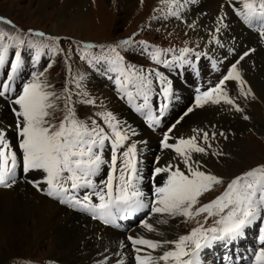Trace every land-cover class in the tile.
<instances>
[{
  "label": "snow or ice",
  "instance_id": "1",
  "mask_svg": "<svg viewBox=\"0 0 264 264\" xmlns=\"http://www.w3.org/2000/svg\"><path fill=\"white\" fill-rule=\"evenodd\" d=\"M160 2L166 10L158 9L162 15L153 19H174L188 29L198 30V20L187 19L197 0ZM225 2L234 16L264 43V0ZM228 15L222 5L215 26L207 28L206 36L200 37L209 47L208 52L197 51L199 44L195 48L184 46L177 52L123 38L109 46L83 43L74 53L63 49L58 37L31 29L19 30L10 20L0 17V25L6 26L0 27V76L3 77L0 102L10 107L14 117L9 128L0 126V187L11 189L19 182L30 184L60 205L86 214L105 227L119 228L121 222L142 213L147 218L140 220V226L156 235L161 234L157 226L169 225L178 218L188 223L204 214L203 222L198 221L197 227L173 240L127 236L132 264H205L206 250L217 245H235L254 225L258 227L260 247L251 251L250 264H264V165L227 182L207 171L199 157L223 155L213 150V141L218 135L225 139L227 136L223 131L210 133L194 128L188 137H175L172 133L183 119L181 116L162 131L159 143L169 159L160 164L161 157L156 156L149 162L157 166L148 170L151 182L145 185L137 143L142 138L103 102L98 105L85 76L72 72L71 61L75 56L110 81L116 97L142 117L148 129L157 130L174 98V79L183 75L185 82L195 84V77L202 72L197 62L202 64L207 58L215 70L227 66L214 84L195 88V107L226 105L229 110L243 114L238 100L254 98V94L239 65L255 49L249 48L237 55L234 47H227L222 59L209 54L226 48L221 37L229 29ZM136 48L158 67L145 69L129 62L126 57L135 54ZM234 55L237 58L227 64ZM57 56L67 65L69 77L60 90L47 79ZM29 68L31 71H27ZM172 72L176 73L175 77ZM230 82L236 84L235 96L230 94ZM86 108L98 110L80 116L78 112ZM192 111L188 107L183 115ZM57 112L63 113L59 122H55ZM161 174H164L163 183L158 185L155 181ZM225 184L220 195L195 207L202 195ZM153 219L155 225L151 222ZM209 219L213 222L205 227ZM127 246L121 242L116 251L105 250L96 264L112 261L127 264L123 251ZM225 259L234 257L229 255Z\"/></svg>",
  "mask_w": 264,
  "mask_h": 264
},
{
  "label": "bare ground",
  "instance_id": "2",
  "mask_svg": "<svg viewBox=\"0 0 264 264\" xmlns=\"http://www.w3.org/2000/svg\"><path fill=\"white\" fill-rule=\"evenodd\" d=\"M28 1L29 4H35L38 13H45L53 8L49 11L52 21L55 24L62 22L64 26L67 24L65 23L66 18L80 19L87 14L88 0ZM97 1L105 2L107 0ZM117 1L123 5L130 2V0ZM222 5L223 11L229 13V29L224 31L221 37L226 48L218 49L213 54H216L218 59H222L227 47H234L237 55L249 48L255 49L239 65L254 98L250 96L247 99L238 100L244 109L243 114L229 110V106L226 105H207L197 108L194 104L193 111L181 120L174 131L176 137H188L192 135L194 128H202L210 133L223 131L227 138L218 135L213 141V150L222 152L223 155L218 157L208 155L199 158L206 164L207 171L228 180L241 170V166L248 167L249 165L246 162V155L250 150V145L245 133L249 132L252 136L264 137V49L261 48L253 35L243 33L244 31L239 27L240 24L236 23L231 16L225 0H197V5L187 14V19L190 22L194 19L198 20L200 27L193 31L183 24L179 26V30L182 34L187 32V36L190 37L206 36V29L215 26L216 18L222 11ZM179 30L176 32L179 33ZM233 58L235 59L236 56H230L227 64H230ZM226 66L224 65V67ZM229 90L231 95H236L235 82L229 83ZM188 92H181L180 96L183 99L188 98ZM114 105L115 107H111L109 110L126 121L137 136L142 138L137 141L140 145L141 167L149 168L143 163L156 156L161 157L160 164L165 163L169 159V154L157 146V135L160 130H153V133L145 130L126 110L116 103ZM243 115H247L249 118L245 120L242 118ZM12 123V116L7 105L0 102V126L9 128ZM213 125L214 128L211 127ZM148 166H151V163ZM163 175L161 174V177L157 178L158 185H162ZM151 222L155 225L154 219ZM157 227L161 232L160 235L146 232L140 224L126 236L118 235L102 228L94 220H88L77 212L40 196L38 191L27 183L19 182L11 189L0 187V249L4 248L6 251L0 253V264L8 263L10 249L14 250L16 255H25L29 250L35 251L43 245L48 247V252L55 251L56 247L60 250V253L63 254V257H60V264H96L105 250H108L109 253L114 252L121 242L128 245L123 251L126 253L127 264H132L131 246L128 244L127 236L144 235L156 240H173L187 232V223L181 222L180 218L170 221L169 225ZM111 264H114V261Z\"/></svg>",
  "mask_w": 264,
  "mask_h": 264
},
{
  "label": "rangeland",
  "instance_id": "3",
  "mask_svg": "<svg viewBox=\"0 0 264 264\" xmlns=\"http://www.w3.org/2000/svg\"><path fill=\"white\" fill-rule=\"evenodd\" d=\"M122 5L123 4L119 3L117 0H107L105 2L88 0L87 14L85 17L80 19L68 17L65 20L67 24L64 26L62 22L55 24L54 21H52L51 15L49 16V11L53 10V8L45 13H38L35 9V4H29L28 0H0V17H4L15 23L19 30L31 29L43 31L59 39L62 37L60 41L62 42L61 46L63 49H71L74 53L76 47L81 45L82 42H94L98 45L109 46L123 38L131 36L161 46L176 47L178 49L184 46L195 48L196 45L199 44L200 47L197 48V50L209 51L208 46H205L200 37H190L180 32L179 26H182V23H178V21L173 19H171L172 23L170 20L163 21L153 19L154 16L162 15V11L166 10L160 0H130L128 4ZM158 9L162 11H157ZM0 27L6 26L0 25ZM177 30H179V33L176 32ZM122 54L124 53L122 52ZM126 58L138 60L136 54L128 55ZM232 60L231 62L234 61ZM79 62L80 61L73 56L71 61L73 74L85 76L87 87L88 89L91 88L90 93H96V95L91 94V96L96 99L99 98L97 99L98 105L101 104V102L104 104L105 100H107L106 102H108L109 105L112 104V102H110L109 92L106 91L105 87L88 85V82H90L88 79L90 71L85 62L82 61L81 64ZM138 63H143V60H139ZM68 78L67 65L63 62L62 57H55L53 67L47 73L48 81L54 85L55 89L60 90L67 84ZM90 78L94 81L93 84H99L95 77L91 76ZM102 83L105 84L104 82ZM101 96H105V98ZM112 107H115V105ZM181 108H183V106ZM88 110L91 111L90 109ZM84 111H79L78 114L84 116V114H86ZM62 116L63 113L57 112L55 115V122H59ZM248 133L249 132L245 133V137L247 136V140L249 139L250 145V150L246 155V162H248L249 165L248 167L241 166V170H239L235 176L241 175L254 167L264 165V137L259 135L252 136ZM152 160L153 158L143 164L149 167V162ZM228 180L225 181L227 182ZM225 185L215 186L213 190L202 195L199 198V203L195 207L203 204L205 201L210 202L220 195ZM204 218V216H201L188 222L186 233L190 232L192 228L197 227V222H203ZM213 219H209L205 227L211 225ZM47 248L46 245H43L35 251L29 250L25 255H16V252L10 249L11 254L9 255L7 264H60V257H63L60 250L56 247L57 249L54 248L55 251L48 252ZM4 252H6L4 248H1L0 253ZM244 263L245 261H243L242 264Z\"/></svg>",
  "mask_w": 264,
  "mask_h": 264
}]
</instances>
